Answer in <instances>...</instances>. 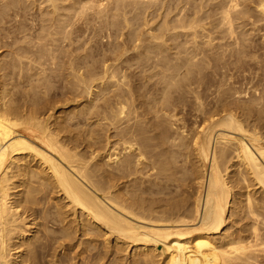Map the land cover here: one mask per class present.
I'll return each instance as SVG.
<instances>
[{
    "label": "bare ground",
    "instance_id": "1",
    "mask_svg": "<svg viewBox=\"0 0 264 264\" xmlns=\"http://www.w3.org/2000/svg\"><path fill=\"white\" fill-rule=\"evenodd\" d=\"M129 249L264 264V0H0V264Z\"/></svg>",
    "mask_w": 264,
    "mask_h": 264
},
{
    "label": "rangeland",
    "instance_id": "2",
    "mask_svg": "<svg viewBox=\"0 0 264 264\" xmlns=\"http://www.w3.org/2000/svg\"><path fill=\"white\" fill-rule=\"evenodd\" d=\"M144 182V181H143ZM132 252L133 250H128L127 252H125L123 255H124V258L126 260V263L125 264H130L131 262V258H132Z\"/></svg>",
    "mask_w": 264,
    "mask_h": 264
}]
</instances>
